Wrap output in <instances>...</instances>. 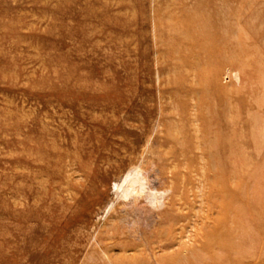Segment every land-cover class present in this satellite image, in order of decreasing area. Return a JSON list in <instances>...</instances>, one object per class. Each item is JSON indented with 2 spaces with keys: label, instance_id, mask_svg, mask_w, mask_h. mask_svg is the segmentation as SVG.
Segmentation results:
<instances>
[{
  "label": "rangeland",
  "instance_id": "rangeland-1",
  "mask_svg": "<svg viewBox=\"0 0 264 264\" xmlns=\"http://www.w3.org/2000/svg\"><path fill=\"white\" fill-rule=\"evenodd\" d=\"M202 125L264 194V0H0V264L192 257ZM260 222L214 255L264 264Z\"/></svg>",
  "mask_w": 264,
  "mask_h": 264
},
{
  "label": "bare ground",
  "instance_id": "bare-ground-1",
  "mask_svg": "<svg viewBox=\"0 0 264 264\" xmlns=\"http://www.w3.org/2000/svg\"><path fill=\"white\" fill-rule=\"evenodd\" d=\"M202 130L203 134H201V137L198 136L203 142L201 157L204 160L206 159V167L216 169V174L209 183L210 190L206 196V202L210 208L216 210L217 218L213 220L210 227L205 229L206 231L200 232L198 236L199 246L194 252L192 251L194 253L192 257L188 259H182L181 257L166 258L165 264H243L241 259H234L227 252H224L223 256L217 257L213 251L219 249L226 251L229 247L226 242L231 237L237 235L245 237L251 231L256 232L259 228H262L260 220L264 216L262 213L264 210V194H262L263 191L257 189V192L254 191L253 193H257L258 196H252L251 192H242V189H240L242 163L240 145L236 135L230 136L229 139L216 137L213 138L214 141H211L206 139L207 133L204 131V125L201 126L199 132ZM210 159L214 160L210 162ZM263 170L264 167L261 166H257L256 170L253 169L254 179L264 178ZM238 181L239 185L237 184ZM132 183L130 189L136 191L133 198L136 202L142 195L138 192L141 183L137 184L138 187H136L135 182ZM133 206L135 207V205ZM134 209L135 211L138 210L136 207ZM207 209L209 210V208ZM142 212L144 213L143 209ZM143 213L141 215H144ZM171 214V212H165L160 216V221L170 223L172 221ZM145 217H141V219H145ZM245 220L246 222H242Z\"/></svg>",
  "mask_w": 264,
  "mask_h": 264
}]
</instances>
